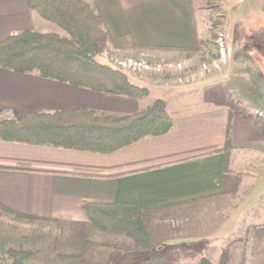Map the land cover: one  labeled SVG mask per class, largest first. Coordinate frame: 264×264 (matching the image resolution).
Segmentation results:
<instances>
[{"label":"crops","instance_id":"obj_1","mask_svg":"<svg viewBox=\"0 0 264 264\" xmlns=\"http://www.w3.org/2000/svg\"><path fill=\"white\" fill-rule=\"evenodd\" d=\"M85 1L98 5L113 38L149 48L132 51L131 58L166 59L168 53L196 47L198 29L188 0ZM28 4L29 0H0V42L24 30L63 35V29ZM168 48L179 51H161ZM132 71H124L130 82L145 87ZM145 88L148 96L134 98L0 67V122L76 109L125 116L159 99L173 120L168 133L144 137L107 154L0 139V205L63 224L66 239L95 232L82 208L86 201L137 206L147 212L153 252L171 264H196L202 258L217 264L230 241L257 225L240 263L262 264L264 187L253 172L264 155V120L252 117L248 108L233 112L218 94L216 100L205 94L182 96L186 90H177L170 97L156 85ZM152 92L161 95L149 102ZM229 129L232 152L225 171L223 149ZM2 210L0 227L6 232L0 228V239L14 241L20 234L13 228L29 226ZM189 253L195 254L191 260L182 259ZM168 256L181 261H169Z\"/></svg>","mask_w":264,"mask_h":264},{"label":"trees","instance_id":"obj_2","mask_svg":"<svg viewBox=\"0 0 264 264\" xmlns=\"http://www.w3.org/2000/svg\"><path fill=\"white\" fill-rule=\"evenodd\" d=\"M188 1L193 25L196 28L193 0ZM28 5L43 19L63 29L68 36L32 30L13 34L0 42L1 68L21 74L37 72L44 78L102 93L134 98L149 95L147 88L131 83L123 72L97 59L108 45L117 48L128 46L132 49H149L133 45L126 39L113 38L97 4L90 5L85 0H29ZM172 127L173 120L166 109V103L159 99L147 109L125 116L98 115L93 110L76 109L2 121L0 139L107 154L144 137L166 134ZM223 151L224 170L229 171L232 152L230 129ZM0 208L19 219L50 221L14 212L1 205ZM82 208L95 229L127 236L134 243L142 245L143 249L140 250L127 248L128 250L121 254L118 264H171L163 254L147 258L152 240L146 228L147 212L141 208L95 201L84 202ZM257 228V225H250L245 231V237L230 241L222 251L217 264H230L233 246L250 241ZM9 254L13 259L12 264H24V261L32 256V253L12 250ZM196 264L213 263L207 258H202Z\"/></svg>","mask_w":264,"mask_h":264},{"label":"rangeland","instance_id":"obj_3","mask_svg":"<svg viewBox=\"0 0 264 264\" xmlns=\"http://www.w3.org/2000/svg\"><path fill=\"white\" fill-rule=\"evenodd\" d=\"M193 7L198 29L195 48L188 51L162 49L179 52H174L175 58L168 53L166 59L149 56L142 62L130 56L132 51L145 49L108 45L97 59L126 76V70L137 71L145 87L156 85L161 91L169 92L170 97L177 90H186L182 96L205 94L216 100L214 94H218L220 100L229 102L233 112L248 108L252 117L264 120V0H193ZM62 36L68 34L63 31ZM149 66L152 69H148ZM143 68L147 69L146 75ZM156 92L146 100L152 102L161 95ZM253 174L259 186L264 187V155ZM247 193L249 196L251 189ZM2 211L15 220L25 221L29 227L13 228L14 234H20L14 241L0 239L1 264H12L10 250L32 253L24 264H118L127 248L143 249L127 236L99 231L93 226V234L66 239L67 228L59 222L28 221ZM0 228L6 232L4 226ZM250 242L233 246L230 264H241L242 257L249 252ZM99 250L104 252L100 254ZM154 255L151 246L147 258ZM188 255L182 259L189 261L195 254ZM168 260L181 261V258L168 256Z\"/></svg>","mask_w":264,"mask_h":264}]
</instances>
